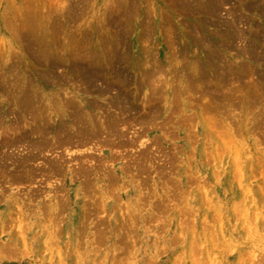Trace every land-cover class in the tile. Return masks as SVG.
<instances>
[{
  "label": "rangeland",
  "instance_id": "374dc122",
  "mask_svg": "<svg viewBox=\"0 0 264 264\" xmlns=\"http://www.w3.org/2000/svg\"><path fill=\"white\" fill-rule=\"evenodd\" d=\"M211 1L0 0V157L36 155L19 168L0 163V264H264V87L252 85L264 77V16L244 10L247 0H218L212 13ZM232 28L244 41L221 49ZM117 31L132 80L119 90L135 107L120 122L123 135L96 151L94 143L52 148L57 135L33 131L42 123L18 107L15 81L40 94L51 132L71 117L46 99L71 96L100 129L102 114L122 118L118 90L89 93L67 63L49 68L34 50L87 35L107 52L96 37L113 43ZM200 36L221 56L211 57ZM247 43L254 55L243 53ZM225 63L254 75L222 80ZM153 64L154 84L142 76ZM56 78L61 84L50 83ZM233 86L234 100L225 99ZM41 141L47 147L34 149ZM51 160H66L61 173L48 170ZM80 166L91 185L68 180Z\"/></svg>",
  "mask_w": 264,
  "mask_h": 264
},
{
  "label": "bare ground",
  "instance_id": "6f19581e",
  "mask_svg": "<svg viewBox=\"0 0 264 264\" xmlns=\"http://www.w3.org/2000/svg\"><path fill=\"white\" fill-rule=\"evenodd\" d=\"M187 2L189 3L190 0H187ZM202 3L203 2H200L199 4L203 5ZM218 3H219L218 0L211 1L209 3V5H208L206 10H209L212 13L216 12ZM131 7H132V5H131ZM242 7L246 11L259 12L262 17L264 16V0H247V2H245V4L242 5ZM202 8L205 9L204 7H202ZM127 14H128V12H127ZM129 16L130 15H127V17H129ZM126 19H127V23H128V18H126ZM118 25H120V24H118ZM120 26H118V27H120ZM230 26L235 27L236 26L235 22L234 21L231 22ZM118 32H122V31H117L113 43H106L103 40H98L97 37H96L95 46H97L99 44V42L101 41L102 45H105V44L107 45V52H104V50L100 49L99 46H97V48L95 50H93V48L90 47V42H89V40L91 38H89L87 35H84L81 38V40L77 41L78 45H73V46L70 45L69 47H64V45L63 46L60 45L59 49H58L56 47L57 45L55 43L49 44L50 42H48V43L38 42V47L36 46L37 49H35V50L33 49L35 54H37V56H38L37 57L38 62H41L42 65L44 63L49 68L57 69L59 67V64L64 63V62L67 63L68 64V68L72 69L71 71L73 73H76L77 80L79 82H81V84L83 86L86 87L85 89H86V91L88 90L87 92H89V93L90 92L91 93L95 92V94L98 93L99 95H102V94L108 93V91L113 90V89L114 90H116V89L118 90L116 92L115 101L114 102L116 103L115 107L118 109L117 114L119 116H121L122 118L113 117L115 114L113 116L110 115L109 113H107V115L104 114L105 116H103V114H102L101 117L103 118V121L101 122L100 129H99L97 123L95 124V122L92 119L91 115H89V112L82 107L81 102L79 103V101L81 100L80 98H78V100L75 98V96L67 97V98H64V99H59L58 98L57 100L55 98L54 102H52L54 100V98H53L52 101H51L50 98L46 99L47 100V107H49V109H52V107L53 108L55 107L57 110H60V111L62 110V113H65V111H68L67 115L70 114L69 116L71 117L70 120H69L70 123H68L70 125L69 127L65 126V128H64V126L61 124L62 126H60L58 128V130H55L54 132H51L49 130V128H48V124H47L48 120L46 121V119L48 117L45 116V113H43L42 108H41L44 105L41 103V101H39L40 99L38 100L40 94L38 95V92H36L33 89V87H31V86H29L27 84L24 85V83L15 81V87L18 88V90L15 91V96H16L15 100L17 101L18 107L21 108L22 112L31 115L30 117L32 118V121L42 123L43 127H40L39 129L35 128V130H33V131L35 133H37V134H40V135H45V134H49V133H53L52 137H54L55 134L57 135V146L54 147V145H53V146H51L52 148H61L62 146H67V145L73 146V147H77V146H84L86 144L88 145V144H93L94 143L93 144V148H90V150L96 148L95 149V151H96V150L102 149V147H104V146L105 147L108 146L109 145V141H110L111 138H115L116 137V139H117V137L119 138V136H120V138H121V136L123 135V134H121V131L118 128L119 125H120V122H123L126 119L124 116L127 113L129 114L132 111H135V107H134V105L130 104L129 99H128L129 96H126L125 94H123L119 90V88L123 89L124 87H127L132 80L129 77V75H127L128 73H126V74L123 73L124 72V70H123L124 68L121 67V63H124L125 59H127V58H126L125 47L122 44L124 42L123 41V37L121 36V33H118ZM226 36H227V38L229 40L226 39L225 42L223 41V43L220 45L221 49L222 48L231 49L232 48V41H234L236 39H238L240 41H244V39H245L243 33L238 31V30H235V28H232L231 31L226 34ZM230 39H231V41H230ZM196 40H197V42H200L201 44H206V42H207L201 36L198 37ZM247 42H249V41H247ZM66 44H68V43L66 42ZM205 47L207 48L206 50L209 52L211 57L218 58V57L221 56L220 55L221 54V50H219L220 51V53H219L218 49L215 48L213 45L206 44ZM246 48L248 50H246ZM99 50H100V53L98 52ZM236 52L237 53H241V50H238ZM244 52H246V53H248L250 55L251 54L254 55L255 48H254V46L249 45L247 43L243 53ZM192 69H193V72L199 70L198 67H196L195 65H194V67ZM220 70H221V72L219 73L220 75H218V76H221L220 79H222V80H226L228 78V75L231 74V78L228 79V82H230L229 80H231V82H233V81L237 82L240 79V76H241L242 73H243V76H245V77L254 75L253 69H251L249 67H246V68H244V67L235 68L234 67L233 68L232 65L227 64V63H225L222 67H220ZM11 71H12V69H11ZM158 72H160L159 69H157L156 65L153 64L151 67H148V68L144 69V71L142 73L143 79L145 81H148L149 83H153L154 84L155 81H156L155 79L157 78V75L159 74ZM111 76H113V77H111ZM217 77H215V78L218 79ZM109 78H112L114 80L113 83H111L110 81L108 82ZM11 79H13V78H11ZM99 82H101V87L100 86L99 87H95V85H97V83H99ZM238 82H240V81H238ZM50 83L54 84V85H57L58 83L61 84V81L57 80V78H56L55 81L52 79ZM113 84H115V86L117 85L118 88H113ZM252 85H253V88L254 87L256 88L257 85H259L261 87H264V77L261 76V77H259V79L253 80ZM226 90H227V93H223L224 98L225 99L228 98L227 100L233 98V100H234V96H235L236 92L238 91V88L233 86L232 88H230V89L228 88ZM153 91H155V90H153ZM222 91H223V89H222ZM8 93H11V90H8ZM8 95H12V94H8ZM87 104L90 105L92 103L88 102ZM92 105H95V103L92 104ZM99 106L95 105L96 108L101 109ZM145 122H146V120H145ZM29 127H31V126H29ZM66 127H68V128H66ZM102 128H103V130H102ZM122 128H123V126H122ZM12 130H14V129H12ZM13 132H15V131H13ZM20 132L21 131H19V133ZM29 133H31V132H29ZM7 134L9 135V133H7ZM23 134H25L24 131H23ZM9 143H10V141H9ZM13 143H15V142H13ZM47 145H48V143L46 141H41L38 145L34 146V149H37L38 151H41L43 148L47 147ZM6 146H7V143H4V147H6ZM31 146H32V144H31ZM31 149L33 150L32 147H31ZM35 156H29L26 159H21L20 161H16V160H12V156L11 155L4 154L2 158L0 157L1 158L0 159V163L3 166H7V164L10 162L11 164L12 163L15 164V165L17 164V168H19V167H22L23 164H26L27 162L29 163V161L30 162L33 161L35 159ZM60 160H59V162H57L56 160H54L55 162L53 160H51L53 162L51 163V161H50V163H48L49 164L48 165V170L49 171L51 170V172H53L52 174H54V173L56 174V173H61L62 172L63 164H64V162L66 160H64V162L60 161ZM85 161H87V160L84 159V162ZM10 163H9V165H10ZM78 164H79V162H78ZM24 166H26V165H24ZM78 167H79V165H78ZM80 167H82V166H80ZM2 168H4V167H2ZM67 168H68L67 171H70V168L68 166H67ZM85 168L84 167L78 168L77 171L75 169V172H73V176L71 175L68 178V180L72 181V177H79V178H81V180L83 179L82 181H84V183L86 185L90 184L91 181L89 182V180L90 179L92 180V177H91L92 175L90 176L91 172L88 171ZM90 168H89V170H90ZM30 170H31V168H30ZM29 174H31V173L29 172ZM57 195H58V193H57Z\"/></svg>",
  "mask_w": 264,
  "mask_h": 264
}]
</instances>
